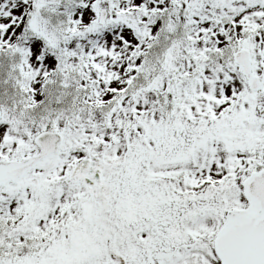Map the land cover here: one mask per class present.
<instances>
[{
    "label": "snow or ice",
    "instance_id": "snow-or-ice-1",
    "mask_svg": "<svg viewBox=\"0 0 264 264\" xmlns=\"http://www.w3.org/2000/svg\"><path fill=\"white\" fill-rule=\"evenodd\" d=\"M0 264H264V0H0Z\"/></svg>",
    "mask_w": 264,
    "mask_h": 264
}]
</instances>
